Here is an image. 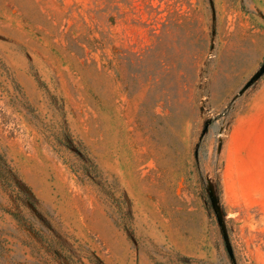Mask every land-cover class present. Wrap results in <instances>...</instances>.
Here are the masks:
<instances>
[{"label": "rangeland", "instance_id": "rangeland-1", "mask_svg": "<svg viewBox=\"0 0 264 264\" xmlns=\"http://www.w3.org/2000/svg\"><path fill=\"white\" fill-rule=\"evenodd\" d=\"M0 264H264V0H0Z\"/></svg>", "mask_w": 264, "mask_h": 264}]
</instances>
